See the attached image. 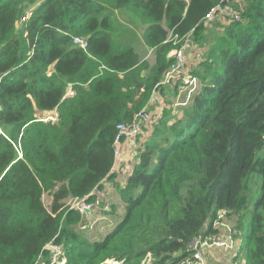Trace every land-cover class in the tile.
<instances>
[{"label": "trees", "instance_id": "16d2710c", "mask_svg": "<svg viewBox=\"0 0 264 264\" xmlns=\"http://www.w3.org/2000/svg\"><path fill=\"white\" fill-rule=\"evenodd\" d=\"M233 1L0 0V264L47 262L49 244L65 264H142L148 254L151 264H181L194 240L217 234L218 211L232 219L249 210L252 173L262 177L260 195L234 238L244 264H264V0ZM217 5L238 20L205 25ZM117 14L141 27L152 63L129 45ZM188 35L202 52L188 68L199 91L179 117L176 89L167 95L119 188L123 218L95 240L65 201L96 202L116 126L166 95L161 82L179 48L169 37ZM52 112L56 121H44Z\"/></svg>", "mask_w": 264, "mask_h": 264}, {"label": "built area", "instance_id": "2783aa9c", "mask_svg": "<svg viewBox=\"0 0 264 264\" xmlns=\"http://www.w3.org/2000/svg\"><path fill=\"white\" fill-rule=\"evenodd\" d=\"M186 1V0H185ZM30 14H25V18L20 19V23H25L28 21ZM226 17H230L234 20H238L239 15L237 12L232 10L229 6L217 5L214 9H212L205 17L203 23L208 25L215 18H221L222 20ZM19 23V24H20ZM170 41H172L175 45L178 44L179 48L173 50V56L176 60V63L172 66L171 70H169L162 82L163 86H172L176 89L175 97L172 102V106L176 107L181 105L182 107L187 106L189 102V97L192 96V93H197L200 84L198 78L190 75L189 67V51L190 48H193L189 40V35L184 37L183 39L178 40L177 37H169ZM73 44L81 49H86L87 42L82 37H75L73 39ZM194 60L198 61L201 58L202 52L198 49V51H194L193 53ZM186 94V98L182 99V94ZM73 93L71 90H68L67 96H72ZM153 100L160 103V100L152 97ZM175 103V104H174ZM161 105V108L153 113L146 110H141L137 114H135L134 118L130 123H120L116 126V137L114 139L115 150L113 153V166L111 171H113L116 167V163H119V168L117 173L122 177L124 183L131 175L133 164L136 161L138 150L141 146H136V140L141 134V127L147 125L151 130L158 123L161 117V111L164 108ZM57 114L53 112V115L45 117L44 121H56ZM125 142L126 145L129 144V150L126 159L121 163L120 162V151L119 146ZM128 146V145H127ZM121 163V164H120ZM97 190V189H96ZM71 199V198H70ZM71 204H75L76 202L80 205H76V211L82 216L83 215V224L80 225V229L86 228V220L89 223L91 220L89 219V215L99 210L102 212L104 210H111L110 204L108 202H103L101 199L96 198V202L93 204L87 203L86 198L83 199H71ZM99 201L104 206L101 207L99 205ZM70 204V205H71ZM71 207V206H70ZM93 207L94 210L90 211V208ZM71 210V209H70ZM231 214V211L220 210L217 212L215 220L212 223V230H219L223 228H227L226 221H228V216ZM95 221V219H94ZM236 235V231L234 228H227V235L224 238H219L217 235H212L210 237L204 239H196L190 245V250L192 252L191 257L185 259L181 264H206L204 261V257L202 254L203 250H211L214 248L221 250H234L236 248V244L234 241V236ZM45 251L47 252V262L44 261L43 257L40 255L36 264H65V255L62 248L58 244H49L45 247ZM107 264H118L117 262H107ZM142 264H151L149 254L142 261Z\"/></svg>", "mask_w": 264, "mask_h": 264}, {"label": "rangeland", "instance_id": "374dc122", "mask_svg": "<svg viewBox=\"0 0 264 264\" xmlns=\"http://www.w3.org/2000/svg\"><path fill=\"white\" fill-rule=\"evenodd\" d=\"M116 19L117 21H119L121 23V27L123 29V35L126 36L128 38V41H129V45H132L133 48L137 51V53H139L140 57L150 63H152L153 61V57L152 55L150 54V52H148L144 45L142 44V41L140 39V32L142 31L141 30V27L138 26L136 23H133V22H130L127 17L123 14H117L116 16ZM217 21L219 20L220 22L222 21L221 18H215ZM138 22V21H137ZM209 27V26H208ZM215 38V36L213 37V39ZM194 58V56H193ZM195 68H197V65L195 66ZM200 84V83H199ZM199 91V90H198ZM171 90L170 89H167L165 91L166 95H160L158 93H155L153 96L154 97H157L160 99V103L157 104V105H153L151 106V104L147 107V111L153 113L155 111L158 110V108H160V105L163 106V104H165V98L167 97L168 94H170ZM194 95H196V93H192V96L189 97V102H191V100L193 99ZM182 99H185L186 98V94L183 93L182 95ZM175 97V96H173ZM174 98L172 99L171 101V113L174 117H179L180 115H182V110H183V107L181 105L179 106H175L173 105L172 106V102H173ZM175 104V103H174ZM168 110V109H166ZM152 132V131H151ZM150 132V133H151ZM144 135H145V131L142 129L141 127V134L139 136L138 141L139 139L141 138V140H143L144 138ZM150 136L147 137V139L145 140V142L148 140ZM137 142V140H136ZM140 142V141H139ZM144 142V143H145ZM122 144H126L125 142H123ZM121 144V145H122ZM128 147H129V144H127ZM120 147V146H119ZM122 147L119 148V151H121ZM264 155V152H259L257 154V157H262ZM246 182L248 183L249 185V192H251V197L252 199L250 200V203H248L249 205V210L246 209L244 210L241 214L239 215H234L233 217H235V224H236V227H237V223L238 222H242L243 224H246V220L249 218V212L252 208V205H253V202L256 200V198L260 195V189H261V185H262V177L258 174V173H252V174H249L247 179H246ZM43 200V204L44 206L46 207V209H50V204H51V198L49 196V194H45L42 198ZM103 201V200H102ZM65 205L66 207H68L69 209H73V210H76V205H80L79 203H75V204H71L72 200L71 199H68L65 201ZM105 202V201H103ZM71 204V205H70ZM99 205L101 207H103L104 205L100 203L99 201ZM71 206V207H70ZM94 208L91 207L90 208V211H93ZM97 211V210H96ZM111 213V210H104L101 217H97L94 220H91L89 223L87 222L86 220V228H82L83 230V233L84 234H87L89 237H93V233H96L98 234L96 237H95V240H100L104 237V235L109 232L110 230H112L111 228L116 225L117 223H119V221L123 218V215H124V209L122 210H119L116 215L114 216L113 218V221H114V224L113 225H108L107 223H105L104 219H105V216L107 214ZM83 216V215H82ZM227 223H230L229 220L226 221L225 225ZM230 225H232L231 223L228 224V226L230 227ZM106 231V232H105ZM220 233H223L220 231ZM227 235V234H226ZM236 238V237H235ZM234 238V241H235V244L239 246V243H240V239L239 238ZM214 251L216 250H220V249H217V248H214L213 249ZM230 253L231 255H233V259H232V262L234 263V261H236V259L234 260V254L232 252H228ZM119 264V263H118ZM238 264V263H237Z\"/></svg>", "mask_w": 264, "mask_h": 264}, {"label": "crops", "instance_id": "0c3cea01", "mask_svg": "<svg viewBox=\"0 0 264 264\" xmlns=\"http://www.w3.org/2000/svg\"><path fill=\"white\" fill-rule=\"evenodd\" d=\"M243 2H244V0H234L232 2V4L240 5ZM219 22L220 21L218 20L216 23H219ZM220 23H222V21ZM194 51H198V48L193 45V48H190V51L188 53V55H189L188 56L189 57V64H188L189 67L188 68H193L195 63H196V60H194V58H193ZM167 89H170L172 92L175 88L172 86H167L166 88H164V93ZM175 93H176V90H175ZM154 98L160 100L157 97H154ZM173 98L174 97H171L170 100L172 101ZM154 104L157 105L159 103L157 101L153 100V98H151V106H153ZM165 105H166V103H165ZM160 108H161V105H160ZM160 108H158V110ZM51 115H53V112L52 113H45L43 116L48 117ZM142 129L145 131L144 138H143V140H141V138H140L139 139L140 142L137 139L136 146H142L144 144L145 140L147 139V137L150 135V132L152 131L147 125L142 126ZM120 147H122V149L120 151L121 156H120L119 160L122 163L126 159L130 150L126 144H122ZM118 168H119V163H116L115 169L113 171H110V173H109V175H110L109 179L104 180L101 184V188H99L93 192V195L96 196L97 199H101V200L108 202L110 204L111 213L107 214L105 216V219H104L105 223H107L108 225H113L114 224L113 218L116 215V213L119 210L124 209L122 203L120 202V196H119V188L124 185V181H123L122 177L117 173ZM101 213L102 212H99V210L94 211L89 215V219L94 220L97 217H101L102 216ZM229 222L232 225H230V227H229L228 224H230V223H227V228H232V229L235 228V226H236L235 218L229 219ZM227 228L215 230V231H217V234H216L217 237L224 238L227 234ZM220 231L223 233H220ZM240 243H241V241H240ZM240 243H239V246L236 245V248L234 250H231V251L221 250V249L216 250V251H214L213 249L203 250L202 254H203L205 263L206 264H237V263L238 264H244V261L240 255V253H239ZM228 252H232L234 254V260L236 259V261H234V263L232 262L233 255H231Z\"/></svg>", "mask_w": 264, "mask_h": 264}]
</instances>
